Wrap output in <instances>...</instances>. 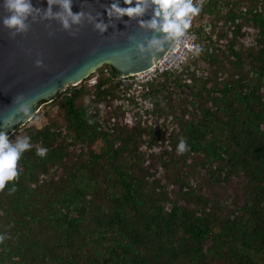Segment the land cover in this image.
<instances>
[{
	"label": "trees",
	"instance_id": "obj_1",
	"mask_svg": "<svg viewBox=\"0 0 264 264\" xmlns=\"http://www.w3.org/2000/svg\"><path fill=\"white\" fill-rule=\"evenodd\" d=\"M190 29L196 69L148 85L146 109L104 64L23 128L0 264H264V0H208Z\"/></svg>",
	"mask_w": 264,
	"mask_h": 264
},
{
	"label": "water",
	"instance_id": "obj_2",
	"mask_svg": "<svg viewBox=\"0 0 264 264\" xmlns=\"http://www.w3.org/2000/svg\"><path fill=\"white\" fill-rule=\"evenodd\" d=\"M3 0H0L2 4ZM38 7L47 8V0H32ZM114 0H73V11L102 12L108 21L104 5ZM121 6L124 5L120 0ZM58 10V9H57ZM0 8V17L3 16ZM150 18L145 16V19ZM125 21H128L127 24ZM33 23L27 34L10 38L9 30L0 23V131L10 133L26 120L31 119L41 104L51 101L56 94L80 82L96 68L108 64L117 75H129L143 71L155 63L168 49L155 55L138 52L135 37L141 41L151 36L150 30L141 29L136 20L124 16L101 35L91 24H85L76 36L61 30L52 21ZM49 32L55 35L50 36ZM42 58L46 68L35 66V60ZM19 97L18 100L15 98ZM20 105L29 110L21 112ZM6 122H11L6 126Z\"/></svg>",
	"mask_w": 264,
	"mask_h": 264
},
{
	"label": "clouds",
	"instance_id": "obj_3",
	"mask_svg": "<svg viewBox=\"0 0 264 264\" xmlns=\"http://www.w3.org/2000/svg\"><path fill=\"white\" fill-rule=\"evenodd\" d=\"M114 0L110 5H104L108 21L105 22L102 12L85 11L81 6V11H73V0H47V8L38 7L32 0H3L0 8L3 9V16L0 23L9 30L10 38H15L18 34H27L33 23L48 21L46 27L51 28L52 21L60 25L61 30L66 31L71 36H76L85 24H91L95 31L101 35L107 32L108 28L115 25L124 16L129 20H136L141 29L152 31L151 36H145L143 40L136 41L135 37H129L137 44L138 52L142 55H155L164 50L166 46H174L181 42L187 43L192 37L189 30L192 20L199 15L202 10V0ZM58 9V10H57ZM145 16L150 18L145 19ZM128 21H125L127 24ZM116 26V25H115ZM49 35H55L49 32ZM195 54L202 52L200 46L192 49ZM35 66L46 68L44 60H35ZM16 100L19 97L15 98ZM21 112L28 111L26 105H20ZM92 109L89 108L85 114L88 124H94L95 120L90 118ZM11 122H6L9 126ZM33 145L30 136H16L10 138L6 131H0V192H3L13 182L12 187L8 188V194L16 191V184L20 177L19 162L26 151H30ZM187 140L184 137L179 139L177 153L183 154L189 151ZM49 152L46 147L36 148V155L45 158ZM10 235L0 233V243L10 239Z\"/></svg>",
	"mask_w": 264,
	"mask_h": 264
},
{
	"label": "built area",
	"instance_id": "obj_4",
	"mask_svg": "<svg viewBox=\"0 0 264 264\" xmlns=\"http://www.w3.org/2000/svg\"><path fill=\"white\" fill-rule=\"evenodd\" d=\"M208 0H202V7L207 3ZM189 34L192 37L187 41V43L181 42L180 44H176L174 46L169 47V49L150 67L147 69L129 75H116L114 76V80L119 84L120 88L125 89V96H134L135 100L139 103H143V109H146L150 106V99H142L141 93L143 90L148 88V85L151 83L157 82L160 80V76L164 73H182L187 71H194L196 68L192 63L197 58V54L194 53L192 49H194L198 44L196 34L189 30ZM246 44H250L249 40H244ZM103 66H100L86 75L80 82H84L85 80L89 84V86L95 85L98 78V69ZM103 72L105 74L108 73V69L106 67L103 68ZM78 83L73 84L75 86ZM118 104L122 103V99L116 101ZM40 109V108H39ZM170 118L167 122L170 123ZM172 127L175 124H170Z\"/></svg>",
	"mask_w": 264,
	"mask_h": 264
},
{
	"label": "rangeland",
	"instance_id": "obj_5",
	"mask_svg": "<svg viewBox=\"0 0 264 264\" xmlns=\"http://www.w3.org/2000/svg\"><path fill=\"white\" fill-rule=\"evenodd\" d=\"M63 91L64 90H62L61 92H63ZM61 92H59L55 96L59 95ZM47 102H49V101L47 100L43 104H45ZM43 104H41V106H40V111L38 110L36 113H34L33 116L31 117V119L26 120L24 123L20 124L14 130H12L10 133H8L10 138L15 139V137L18 135L22 136L24 127H27V126L32 125V124L36 125V126H38V125L40 126L44 122V119L42 117L43 116L42 112L44 111V105ZM172 124H174V123H172ZM168 127H170V123L168 124ZM164 176H165V172H164ZM235 181H236V179L234 178L229 183H222L219 187L216 188V191L219 192L222 195V197L227 201H229V199L232 197V194L234 193V190L236 189V183H234Z\"/></svg>",
	"mask_w": 264,
	"mask_h": 264
}]
</instances>
